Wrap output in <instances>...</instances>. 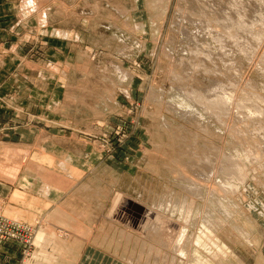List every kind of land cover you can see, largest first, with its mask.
<instances>
[{
  "label": "rangeland",
  "instance_id": "obj_1",
  "mask_svg": "<svg viewBox=\"0 0 264 264\" xmlns=\"http://www.w3.org/2000/svg\"><path fill=\"white\" fill-rule=\"evenodd\" d=\"M199 5L0 0V264H264V0Z\"/></svg>",
  "mask_w": 264,
  "mask_h": 264
},
{
  "label": "bare ground",
  "instance_id": "obj_2",
  "mask_svg": "<svg viewBox=\"0 0 264 264\" xmlns=\"http://www.w3.org/2000/svg\"><path fill=\"white\" fill-rule=\"evenodd\" d=\"M197 1H199V3H200V5L199 6H196L197 8H198V10H196V9H194V7L192 8V9H194V10H192L191 9V7L189 6V7H185L184 8V11H183V16L184 17H182V19L184 18L191 26H193L194 28L195 27H198L197 29L198 30H200L201 32H198V33H194L191 37L192 38H194L195 40H196V42H198L199 41V38H201V37H206L207 35H210L211 34V32L208 30V27H209V23H210V20H209V18H208V14H210V12H218V11H220V10H222V5H221V1L222 0H218V1H216V0H197ZM216 2V5L215 4H211V3H215ZM229 21H233L234 20V18L233 17H231V16H228V17H226ZM183 22H185V21H183ZM182 23V22H181ZM184 24V23H183ZM184 29H186L185 31H189L188 30V27H186V28H184ZM191 29H193V28H191ZM196 29V28H195ZM184 31V32H185ZM186 34V33H185ZM200 36V37H199ZM199 37V38H198ZM203 39V38H202ZM201 39V40H202ZM202 48H203V46H202ZM234 55V54H233ZM184 99V98H183ZM203 116V115H202ZM207 173V172H206ZM242 175V174H241ZM203 192V191H202ZM204 194V193H203ZM216 223H217V221H216ZM206 228V227H205ZM209 233V232H208ZM211 235H213L212 233H211ZM210 235V236H211ZM204 237H205V235H203ZM208 236V235H207ZM206 236V237H207ZM210 236H208L207 237V242L209 241V244H212V239H211V237ZM202 237V236H201ZM199 238H200V236H199ZM214 238V237H213ZM215 239V238H214ZM202 240V239H201ZM201 240H197V244L199 245V246H201L202 248H204V250H206L207 249V247L209 246L208 245V243L206 242V241H202L201 242ZM217 245H215V247H217V246H220V245H218V243H216ZM222 245V244H221ZM181 246V242H179V244H178V248ZM212 247H213V245H212ZM201 248V249H202ZM197 250V249H196ZM196 250H194V252L196 251ZM198 251V250H197ZM208 251V250H207ZM206 251V252H207ZM215 251V250H214ZM210 252V251H209ZM180 253H181V255L182 256H184V257H186V259H189V258H187V255H188V251H187V255H186V253L183 251V250H181L180 251ZM210 253H212V252H210ZM231 253V252H230ZM190 254V253H189ZM192 254V253H191ZM222 254V253H221ZM189 256H191V255H189ZM193 257H191L192 259L190 260V262L188 261V263H190V264H210V261H208V260H204L203 259V257H202V255H200L198 252L196 253V255H195V253L192 255ZM227 256H229V255H227ZM215 257V256H214ZM218 257V256H217ZM206 259V258H205ZM238 260V259H237ZM216 261V260H215ZM183 264V263H182ZM187 264V263H186ZM211 264H212V261H211Z\"/></svg>",
  "mask_w": 264,
  "mask_h": 264
}]
</instances>
